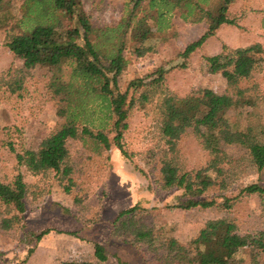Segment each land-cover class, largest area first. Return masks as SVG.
Returning <instances> with one entry per match:
<instances>
[{
	"label": "trees",
	"instance_id": "16d2710c",
	"mask_svg": "<svg viewBox=\"0 0 264 264\" xmlns=\"http://www.w3.org/2000/svg\"><path fill=\"white\" fill-rule=\"evenodd\" d=\"M12 1L0 0V31L5 30V45L23 61V67L5 72L0 86L11 95L21 96L29 72L36 67L48 68L51 75L46 87L58 118L55 129L37 150H13L20 168L33 176L54 172L60 180L67 179L65 190L70 192L75 185L70 142H79L90 158L107 157L116 148L131 160L124 137L131 115L139 111L151 114L160 124L164 159L156 187L164 192L181 191L171 207L233 209L239 197L226 195L230 172L225 168L229 158L224 146L246 150L263 178L264 127L254 123L258 110L264 107V94L255 77L264 68L261 44L237 49L223 45L220 54L204 58L209 70L226 80L223 94L203 89L199 98H179L167 88L165 67L133 80L125 92L120 88V79L129 67L128 52L135 58L156 54L158 40L169 34L172 21L179 18L188 24L206 25L201 38L181 55L187 59L216 37L223 26H238L232 9L239 0H124L119 21L103 27L93 24L81 0H24L18 14ZM188 135L195 137L208 154L205 171H186L178 164L179 142ZM213 192L216 194L212 196ZM243 195H258L264 211L261 180L244 188ZM28 197L29 186L22 174L10 182L0 181L1 231L25 226ZM138 210L136 206L123 211L118 220ZM122 224L131 227L136 222L131 217ZM167 231L160 229L163 234ZM152 232L133 233L138 239L149 240L153 239ZM49 234V230L27 232L22 242H40ZM246 249L255 252V264H264V231L242 235L234 221L223 218L207 222L187 244L166 237L153 253L157 264H235L234 258ZM95 250L98 257L105 251L100 244ZM35 251V247L30 248L28 257Z\"/></svg>",
	"mask_w": 264,
	"mask_h": 264
},
{
	"label": "rangeland",
	"instance_id": "374dc122",
	"mask_svg": "<svg viewBox=\"0 0 264 264\" xmlns=\"http://www.w3.org/2000/svg\"><path fill=\"white\" fill-rule=\"evenodd\" d=\"M81 1L93 24L100 27L117 23L124 7V0ZM23 3L24 0L12 1L16 14ZM232 15L238 19L237 27H226L220 37L196 49L187 59L181 55L201 38L206 25L188 24L175 18L169 34L158 40L156 54L135 58L127 53L129 67L120 79L121 90L125 92L133 80L165 67L167 88L179 98H199L203 89L225 93L226 80L221 74L212 73L204 58L213 56L223 44L231 48L255 44L264 47V0H239ZM5 35V30L0 31V78L8 70L23 67V61L15 58L5 45ZM50 75L48 68L32 69L21 96L11 95L0 86V181L10 182L22 174L29 186L25 226H16L7 233L0 230V264H58L65 261L157 264L153 248L162 244L166 237L187 244L211 220L230 219L238 225L242 235H257L264 231L260 197L240 196L247 186L260 180L264 184V176L261 179L249 153L239 147L224 146L229 158L225 168L230 172L226 195L239 197L233 209L181 210L171 207L181 196V191L164 192L156 187L164 148L159 122L144 112L135 111L131 115L130 128L124 137V148L131 160L123 157L116 148L107 157L90 158L79 142H70L71 165L75 170V185L71 186L70 192L65 190L69 186L67 179L60 180L54 172L33 176L20 168L16 153L37 150L58 122L56 107L46 87ZM255 77L264 94V68ZM257 115L254 123L264 127V107ZM178 149L181 169L205 171L208 154L195 137L183 138ZM136 206H139L136 213L118 220L121 212ZM131 217L136 225L124 226L122 222ZM162 227L168 230L166 234L160 232ZM46 230L50 234L40 242H22L25 233L40 234ZM134 230H152L153 239H138ZM96 244L105 249L102 257L96 255ZM32 247L36 251L28 257ZM234 259L235 264H255L258 258L254 251L246 249Z\"/></svg>",
	"mask_w": 264,
	"mask_h": 264
},
{
	"label": "crops",
	"instance_id": "0c3cea01",
	"mask_svg": "<svg viewBox=\"0 0 264 264\" xmlns=\"http://www.w3.org/2000/svg\"><path fill=\"white\" fill-rule=\"evenodd\" d=\"M198 25H199V24H198ZM229 26H230V25H225V26H223V27L218 31V35H217L216 37H213V38L209 39L206 43L208 44L209 42L213 41L214 39H217V37H220V33H221V31H222L223 29H225L226 27H229ZM230 27H231V26H230ZM205 31H206V30H204V33H205ZM204 33H203V34H204ZM223 45H226V44H223ZM223 45H222V47H223ZM227 46H228V45H227ZM222 47H220V49H218L214 55H217V54L221 53V52H222ZM234 49H237V48H234Z\"/></svg>",
	"mask_w": 264,
	"mask_h": 264
}]
</instances>
